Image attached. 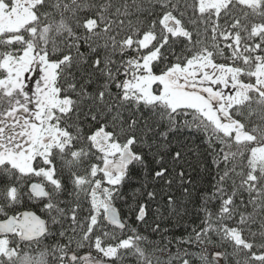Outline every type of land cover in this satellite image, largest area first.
<instances>
[{
    "label": "snow or ice",
    "instance_id": "snow-or-ice-1",
    "mask_svg": "<svg viewBox=\"0 0 264 264\" xmlns=\"http://www.w3.org/2000/svg\"><path fill=\"white\" fill-rule=\"evenodd\" d=\"M0 264H264V0H0Z\"/></svg>",
    "mask_w": 264,
    "mask_h": 264
},
{
    "label": "trees",
    "instance_id": "trees-1",
    "mask_svg": "<svg viewBox=\"0 0 264 264\" xmlns=\"http://www.w3.org/2000/svg\"><path fill=\"white\" fill-rule=\"evenodd\" d=\"M187 139L189 141L193 140V137H187ZM196 143H199V140H196ZM189 159H191L193 161L194 167L192 169H188L187 171L189 172V174L191 175V177L197 182L196 187L200 190H204V189H209L210 190V182H211V175L207 172V171H202L199 167H195V158L194 157H190ZM190 190L194 191V189ZM127 194V196L129 197L128 200V204H131L133 201L131 200V195L132 192L134 191L133 188H127L124 190ZM182 190H177L176 191V195L177 197L182 198L181 196ZM157 202L163 204V201L160 200V197L157 198ZM118 203V207H120L122 213L124 215H128V206L124 203L123 200H120L117 202ZM153 208L156 207V204L154 203L152 205ZM38 211V210H37ZM153 216L150 213L149 214V223L152 222ZM198 225L200 223L199 219L195 217V213H194V209L192 205H189V214L187 216H185L183 219H178L176 217H171L167 220L166 223H163L161 226L162 228L166 227L168 228L170 231L168 232V237L172 238L173 236H187L188 232L191 231V227L193 226V224ZM145 228L144 225H141V231H143ZM157 238V237H154ZM215 239V237H214ZM220 242L217 241V244H219ZM175 249L173 248V251ZM229 251L231 250L230 248L228 249ZM77 251L80 254L86 253L89 251V249L87 247H85L84 249H77ZM190 251H198V249H196L195 247H192L190 249Z\"/></svg>",
    "mask_w": 264,
    "mask_h": 264
}]
</instances>
